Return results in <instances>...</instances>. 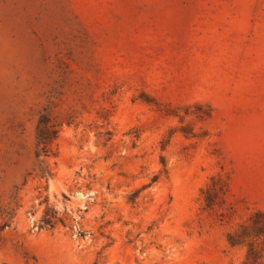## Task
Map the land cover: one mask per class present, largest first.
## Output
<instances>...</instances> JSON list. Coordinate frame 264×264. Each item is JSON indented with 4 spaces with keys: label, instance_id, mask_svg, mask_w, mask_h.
Returning <instances> with one entry per match:
<instances>
[{
    "label": "rangeland",
    "instance_id": "obj_1",
    "mask_svg": "<svg viewBox=\"0 0 264 264\" xmlns=\"http://www.w3.org/2000/svg\"><path fill=\"white\" fill-rule=\"evenodd\" d=\"M259 209L264 0H0V264H242Z\"/></svg>",
    "mask_w": 264,
    "mask_h": 264
},
{
    "label": "trees",
    "instance_id": "obj_2",
    "mask_svg": "<svg viewBox=\"0 0 264 264\" xmlns=\"http://www.w3.org/2000/svg\"><path fill=\"white\" fill-rule=\"evenodd\" d=\"M53 100L48 97L38 112L35 140L36 175L41 178L52 176L45 157L52 154V145L57 138L61 121L53 116ZM49 214V213H48ZM55 211L43 219L45 226H52ZM227 240L232 246L246 248V256L242 264H264V209H259L242 223L236 230L229 232Z\"/></svg>",
    "mask_w": 264,
    "mask_h": 264
}]
</instances>
